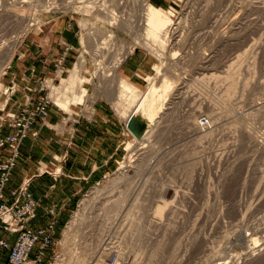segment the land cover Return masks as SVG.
<instances>
[{
    "label": "rangeland",
    "instance_id": "rangeland-1",
    "mask_svg": "<svg viewBox=\"0 0 264 264\" xmlns=\"http://www.w3.org/2000/svg\"><path fill=\"white\" fill-rule=\"evenodd\" d=\"M33 1L34 2L31 5L28 4L25 7L22 5L21 6L18 5V6H16L17 8H15V7H11V5H10L11 0H3V1L0 0V9H3L7 5L8 9L12 8V9H10L12 11H18V9H19V11L21 13H23V12H24V14L26 13L25 18L27 17V14L31 15V14L36 13L35 17L39 19L38 25H36L34 27L29 26L30 23L28 22V20L26 22H24L25 24L24 23L21 24L19 22L20 25L18 23L12 22L10 20L4 21V23L1 24V27H3V28L1 29L2 34L0 33V35L5 34L4 40L5 39L7 40L11 36H15V34H18L21 32H24L25 36H24L23 42L16 49L15 55L13 57V60L10 64V66L4 70V72L1 74V77H0V84H1V87H0V127H3L4 125H6V123L10 121L9 116H11L13 114H18L28 102L35 104V103L42 101V99H45L47 97L52 101L51 102L52 104L50 105L51 110H54V112L60 117L59 120L57 119L58 120L57 122L51 124L52 128L54 130L58 131V133H63L66 130H69L71 125L75 122L74 120H76V121L79 120V117H81V116L92 117V115L95 113L94 109H95L96 103L107 104L109 109L116 115L117 119L122 122L121 125H118L117 127H115L119 131V136L121 138V144H122V147L118 151V155H117L118 156L117 157L118 162L116 163V165L114 167H109L110 171L108 173H104V175H103V173H101L103 175V176L101 175L102 176L101 179L97 180L91 186V188L88 191H85V192L81 193L80 195H77L75 198H73L71 205L69 206V208H66L65 211L63 210L62 213H57V212L55 213L51 209H50L51 211L49 210V212L47 210V213L41 214V216L35 222V224L37 226H40L41 229H47L49 231H50V226H53V230H51V231H52V237H53L54 243L52 245H50L48 247V249L46 250L45 259H44L42 264H70L72 257L81 256V254H84L83 252L89 253L87 264H96V260L94 259L95 255L92 254L93 252L90 253V251H87L86 249L83 248V245H81L80 242L83 240H80L81 239L80 234H84L85 235L84 237H86V233H89V234L94 233V229H96L95 232L98 231V227H96V225L94 223L92 224L91 222H93V219L96 218L95 217V216H97L96 214H98V213L100 214L102 212V211L101 212L99 211V210H101V208L99 209V207H102L101 205L103 204L101 202L102 201L105 202V200L108 199L110 192L119 190V189H121V187L122 188L127 187V183H128L127 180L128 179L124 180L125 178L122 176H127L129 174V170H134V168L136 166L138 167V165H140L139 164V163H141L140 161L145 160V159H142V156L140 157L141 151L138 153L136 152L138 150L137 147H140V143H138L134 139L135 137H134L133 132L130 131L129 128H127L126 118L124 116L120 115L121 113H119V111L114 107V105L109 100L111 93L113 94L114 91L110 88L109 85L104 84L100 80H101V78L105 77V79L107 81H109V79H107V76L109 75V73H111L110 62H114L116 60L117 61L124 60L126 57L130 56L137 49L136 52L139 53L141 56L146 57V59L150 61V65L152 67V70L148 73L147 76H145V80L141 79L139 81V83L136 85L142 92H144L148 89L149 84L151 82V80H149V77L159 79V78L163 77V75H167V76L170 75V73H167V72H170L169 66H167L169 64L168 59L174 54V51H178L177 55L178 54L179 55L178 56L176 55L177 58L175 60L181 61V64L178 68H179V70L182 68L181 71L184 72L183 76L185 77L186 80H188V87L185 90V91H187L186 96L191 97L192 95H195V97H203L204 92H202V91L204 88L202 86H200L202 84L197 82V80H193V79H195V77L197 79H200V78H202V76L199 77L200 75L195 73L193 67L191 68V64L189 62L190 53L192 54L193 52H196L199 48H200V50L203 49V50H201L203 52H207L208 50H209L208 52H210V48H209L211 46L210 39H207V38H198L197 39L198 31L196 30L197 29L196 21L198 18L195 17L196 12H194V11H197L199 8H201V6L199 5L201 0H160L161 4L155 5L156 7L163 9L168 14L169 18H171V20L173 22L175 20L177 21V18H179V17L182 18L184 16L183 17L184 18V22H183L184 24L183 25H186V28L184 30V32H185V34H184L185 44L183 45V43H180L178 45H175L174 47L168 45L167 48L164 49V52L166 55H160L159 53L151 50L148 47H145L141 44H136V38H139V37L128 34V30L121 27V25L110 26V24H108V21L105 22L106 18L110 17L109 15L98 14V17H96L97 13L85 14V13H81L79 11L80 10L79 6L86 5V4L93 3V2L97 3V1L99 2L100 0H33ZM70 1L72 3L71 7L59 8L60 10L56 9V8L51 9V7H48L46 10L44 7H42L43 3L47 4V5L50 3H53V2H59V3H65L66 4L67 2H70ZM108 1H111V0H108ZM112 1H114L113 3H115V4H117V2H119V0H112ZM135 1H137L136 5H133V6L130 5L129 7H126V8H124L122 6L123 8H120V11H122L120 13V15H123V17H125V18L126 17L128 18L130 15L136 16L141 11V9L143 8L142 3L144 1H145L144 3L151 2L153 4V1H151V0H135ZM253 1L255 2L257 0H253ZM35 2H37V3H35ZM139 2H141V3H139ZM240 2H241V0H238V1L237 0H226V2L224 0L222 3L223 5L218 6L217 14L221 15L222 19L220 21L221 23L219 22V24L217 25V29L215 31H217L219 33L226 32V29L228 31L229 25L232 24V20L234 19L235 16H233L232 18L231 17L226 18L227 11L230 9L231 6H235V5L238 6ZM113 3H112V5L110 3L111 9L113 8L112 7ZM187 3L189 5L186 6ZM224 3H226V4H224ZM4 4H6V5H4ZM28 6H29V8H28ZM30 6H31V8H30ZM228 6H229V9L227 8ZM36 8H37V11H36ZM222 8H223V10H222ZM21 9H23V11H21ZM188 12H191V13H188ZM224 12H225V14H224ZM59 15H74V18L80 24L81 31H80V36H78V38H76L77 43H76V50L74 52V56H75L74 64L80 60L81 55L84 53V55L87 59V65L82 69V74L85 75L86 77L90 78L89 81L85 83V88L88 90L86 102L82 103V104H72L70 106V111H68V112L64 111L62 108H59L53 102V100L50 98L51 97L50 96L51 95V88L49 87V84L59 86L61 84L62 80L69 76L71 71L69 72L68 70H66L62 76L56 78L55 80L48 79V80H52V82L47 81V80H43V81H41L38 89H31L30 88L31 84H29V73L26 69L27 68V58L25 60L19 59L20 58V52H23L24 51L23 49H26L25 44H26V38H27L28 34L35 29H42L41 26H42V24L44 25V22L46 21V19H50V17H57ZM187 15H189V16H187ZM103 16L104 17L107 16L105 18V20H104ZM252 17H255V16H252ZM226 19L229 22L226 21ZM12 23H14V24H12ZM83 23L86 24L87 26L84 27ZM27 24H29V25H27ZM7 27L10 28L11 30L8 29ZM221 28H222V30H221ZM3 29H4V32H6V31H8V32L4 33ZM110 32L114 33L115 40L109 45V48L105 51L103 58H100L101 60L99 59V61L97 59H95V60H97V61H95L93 59L94 56L88 50L89 48L83 44V42H82L83 37L91 39V42L96 45L95 39H97L99 41L100 40L103 41L105 38L104 36H106V34H109ZM140 32L142 33V31H140ZM186 32H188V33H186ZM201 32H203V31H201ZM8 33H10V34H8ZM89 35L91 36V38L88 37ZM254 37L257 38L258 35H255ZM93 38H95V39H93ZM203 39L204 40L206 39V40L203 41ZM263 43H264V39H263ZM196 45H198V46H196ZM200 45H202V46H200ZM239 47H240V45L234 43L233 45H230V46L229 45L224 46L225 49L223 47L219 48L218 51L219 52L221 51V53L217 52V61L220 62V60H222V58L225 54L228 55L229 53H232V52L236 51L237 49H239ZM93 49H94V47H93ZM166 49H167V52H166ZM85 50H88L89 53H85ZM171 50H173V52ZM204 50H206V51H204ZM242 50H244V49H242ZM186 51H188V52L186 53ZM222 51H223V53H222ZM240 52L242 53L243 51L238 50L237 53H240ZM6 55H7V53L3 52V55L0 56V66L4 63V61H5L4 58L6 57ZM164 56H166V57H164ZM258 57H259V59L257 58V60H255L254 55H249L246 58L240 60L241 63L239 61V63L236 64L235 67L238 66V68L240 67V69L242 67V69H241V75L239 76V81L241 84V85H239L240 90L238 91V94H236L237 96L235 97L236 99L234 100V103H236L238 101V97H240L242 94L243 80L244 81L245 80H250V81L253 80L254 81V79H256L257 77L259 79L262 78L261 80H264V49H263V51L260 52ZM165 58L167 60H165ZM254 63H256V65H258V66H256V69H255V72H257L256 74H254V67L252 66ZM246 68H248V69L246 70ZM246 71H248V72L246 73ZM220 72H222V70L219 71V73ZM96 73L99 75H97ZM107 73H108V75H107ZM165 73H167V74H165ZM192 73H194V74H192ZM102 74H105V76ZM210 74H212V73H208L207 76H209ZM222 75L224 76L225 74L222 73ZM55 76H56V74H55ZM44 81H46V82L44 85L45 87L43 88L42 83ZM251 90H252L251 94L253 96L255 95L254 97L258 101H261V102L264 101V90L263 91L258 90V89H256V90L251 89ZM239 92H241V93H239ZM200 94H202V95L200 96ZM189 99H190L189 103L187 102L186 104L185 103L181 104V105H179V107L177 109H176L175 104L171 105V106H173L172 109L174 108L173 110L172 109L171 110L173 111L172 114H173V116L175 115V117L173 118V116H172V119L166 118L164 120V123L162 124V126L155 128L151 132V134H150L151 140H149L150 142L149 141H148L149 143L145 142V149L148 148L146 150L149 153L148 155H150V156L145 157V158H147V159L150 158V160H147V162L148 161L150 162L148 164L151 168L148 166V170L144 168L146 171L142 170L140 172L141 174L140 173L137 174L138 176L133 174L129 177L130 181L131 180L133 181V182L131 181L132 182L131 184H133V186L135 183V186L137 185L140 187L143 184L144 180L149 179V177H150V181L155 183V185H157V183L158 184L170 183L171 185H173L174 187L171 185L169 186L171 188L169 190H167L163 199L164 200L166 199L168 202L174 201L175 202L174 205H175V207L178 206L177 208L180 210V213L179 214L176 213L178 215H175L173 213L170 216H167L164 214V220L166 221V223L164 220H162V223L163 224L165 223L163 226L167 225V226H169V228H167L166 226L162 227V228H156V227L151 228L150 227V228H148V230L145 232V234L143 236V238L144 237L145 238L144 239L141 238L140 241H137L136 239L133 240L132 238L131 239L130 238H127V239L122 238L123 237V231H121V232L119 231V233H118V231L115 228L112 231H109V229H108L105 232L106 241H103V243H102L103 245L100 246L101 247L100 251H102L105 248L108 250V252H106L105 257H104L105 264H203V263L212 264L211 259H212V256L215 252L220 251L219 254L221 256L229 257V255L232 256L234 254L235 255L239 254V253L241 254L242 252L245 253L249 246L253 247V245L254 246L255 245H261L264 243V239H262V238H264V233L259 234L257 237H255L256 239L254 238V240L250 237L252 234V230L254 228H262V225L264 226V222H262V221H264V197H263L264 193H262V191L264 192V179L262 178L264 176V174H263L264 173V150L260 151L257 148L250 146V144L248 142H246L245 139H243V137H241L240 132L239 131L236 132V130L234 128H233V130L228 128L226 130H221V131L219 130L218 132L216 131L215 136H214V141H212V143L211 142L209 143L208 140H203V142L201 144L202 147L200 149H199V147L196 148L193 145V142L191 139L192 134L191 135L188 134L187 131H185V129L182 128L183 126L181 125V119L178 120V116H181L182 113H184L188 109L187 106H189V104L192 103L191 98H189ZM202 101L203 100L202 99L200 100V98H199V102H202ZM170 102H171V99L169 102L167 101L166 107L168 106L167 104H169ZM202 106H203V108L206 107L205 105H202ZM180 109H182V110H180ZM175 111H178V112L175 113ZM247 111H248L247 107H245V108L239 107V112L245 113ZM161 115H163V113L160 114L159 116H161ZM48 116L43 120H39L37 122V124H39V123L44 124L46 122ZM209 117H210V114H209V112H207L206 108L202 109V117L200 119L201 123L203 124V123H206V121H208L209 124L207 123V125L210 126L211 120ZM156 120H159V119H156ZM156 120L154 121L153 124L156 123ZM167 120H170V121H167ZM133 121L136 123L135 127L139 128L141 131H144V130L147 131L151 125L149 119L144 118L141 115L136 116ZM257 121H259V122H257ZM175 122H176V124H175ZM263 122H264V119H260L258 117L253 118L251 120L250 125L252 127L255 126L254 129L257 132V135L259 137H263V134H264V126H261V125H264ZM160 129L163 130L164 135L162 134V131ZM259 130L261 133L259 132ZM33 131H34V128L32 129V132H31L32 134L34 133ZM170 131H171V133H170ZM158 132H160V133H158ZM6 133H7V129L4 128L3 129V135H5ZM155 133L156 134L158 133L159 135L158 134L156 135ZM33 137L36 138L37 134L36 135L33 134ZM157 137H158V139H157ZM42 138H43V136H42ZM42 138H41V140L34 141L32 144H30V146L27 149V152L25 154L26 158H24V161H26L27 163H24L21 161V165L19 166L21 168V172L24 175H27L25 177V179L22 181V184L24 183V181L31 180L32 176H34V175H40L41 174L42 175L41 178H44L46 175H49L50 173H52L53 175H58L59 173H61V170L59 169L58 166H54V165L50 164V157H51L50 151L53 154L57 153V152H55V150L58 149L56 147L59 146V143L55 144L56 147H55V145H53V148H51L48 144H46L44 142L45 138L43 140H42ZM46 138H47V136H46ZM166 138L171 139L170 140L171 142H169V139H166ZM238 139H239V141H238ZM46 141H47V139H46ZM165 142H166V144H165ZM128 143H132V145H134L132 152L127 150V146L129 145ZM152 144H154V145H152ZM245 144L247 146H245ZM240 145H242V147ZM154 147L156 148V150ZM162 147L163 148L165 147V148L163 149ZM171 148L176 150V152H178V150L180 151L183 149L186 151H189L190 154L192 152V154L189 156V160H188L189 163H191V165H190L191 173H188V170L184 171L182 168L176 167L175 171H171L169 169L163 170L164 174H159L160 176L156 173L154 174V171L152 169H154L156 167V163L155 164H153V163L156 161H159V158H160L159 155H162L163 153H165L166 149L169 150ZM145 149H143V150H145ZM157 150H160V153ZM204 150H206V151H204ZM242 150H244V151H242ZM128 152H130V153H128ZM193 152H195V153H193ZM136 153H137V155L138 154L139 155L138 156L134 155ZM21 154H22V150L20 147V157H21ZM195 154L196 155L198 154L197 155L198 157L195 156ZM153 155L154 156L157 155V157H154ZM193 156H194V158H193ZM251 157H252V159H251ZM140 158L142 160H139ZM222 158H223V160H222ZM190 159L191 160L193 159L192 162ZM238 159H241V160L239 161ZM151 160L153 161V163H151L152 162ZM238 161L239 162L244 161V162L239 163ZM133 163H134V165H133ZM135 163L137 165H135ZM192 163L197 164L196 167L194 165H192ZM199 164H201V165H199ZM217 164H219V165H217ZM226 165L227 166L229 165L228 167L231 170L228 169V167ZM131 166L133 168H131ZM146 166L147 165H145V167ZM231 166L234 170L231 168ZM16 167H17V165H16ZM16 167H15V169H16ZM259 167H260V169H259ZM245 168L248 170H246ZM15 169H14V171H15ZM155 169L157 170V167ZM178 170L181 171V173ZM243 170H244V172H243ZM14 171H13V173H14ZM182 171H183V173H182ZM231 171H232V173H231ZM145 172H147V175L145 174ZM225 172L228 174H226ZM256 172H258L260 174V176L259 175L257 176L258 173L256 174ZM144 174H145V177L143 176ZM152 174H154V175H152ZM230 174L232 175V177L230 176ZM223 175H227L228 177H226V176L224 177ZM220 176H221V178H220ZM142 177H144V178L142 179ZM190 177H191V179H190ZM258 177L263 179V181H261V179ZM120 178H124V179H120ZM152 178L155 181H153ZM186 178H188V179H186ZM214 178H217V179H214ZM222 178H225V179L222 180ZM121 180H122V182L123 181H125V182L122 183ZM169 181H172V182H169ZM225 181H227V182H225ZM246 181H247V183H246ZM223 182H225V184ZM261 183H262V185H261ZM21 185L19 186V188L21 187ZM177 186H179V187H177ZM243 187H244V189H243ZM256 187H258V188H256ZM19 188H17V189H19ZM176 190L178 192L179 191L180 192L178 194H176ZM207 191L209 193H211V195L209 193H207ZM214 191H215V193H214ZM181 192L182 193L185 192L187 194V196L184 197L181 194ZM196 192H198V193H196ZM216 192H217V194H216ZM41 193H42V191H41ZM111 194H110V196H111ZM104 195H106V197H103ZM205 195H207V196H205ZM212 195L215 197V199ZM221 195H223V196H221ZM227 195H228V198H227ZM101 197H103L104 199ZM210 197H211V199H210ZM202 199H204L203 200L204 202L208 199L207 200L208 202L206 201V203L208 204L209 207L204 208V207H206L205 205H207V204L203 203ZM217 199H219V201ZM257 199L258 200L261 199V200L258 201ZM176 200L178 201V203ZM209 200L211 202H213L214 205ZM214 200H217L218 202L214 201ZM220 200H221V202H220ZM252 201H253V203H252ZM219 203L220 204L223 203L221 205L222 207L219 205ZM199 205L202 207H200ZM211 205H212V208H211ZM224 205L226 206V209L224 208L225 207ZM250 205H252V207ZM218 206H220V207H218ZM227 206H228V208H227ZM214 207H216V210ZM96 208H97V210H96ZM194 208H195V210H197L199 208L200 209V210L198 209L199 214L201 211V213H204L203 216H206V214L209 212L208 215H210V216H208V218H209L208 221L209 222L211 221L212 224L207 225L204 222H202V220L197 221V223L195 224L194 222H196L198 211H195ZM240 208L242 211H240ZM181 209H183V210H181ZM185 209H187V210H185ZM252 210H254L255 212L253 211L254 212L253 213ZM216 211H218V212L221 211V212L218 213ZM237 211H238V213L236 214L235 212H237ZM247 212L248 213L251 212V213L247 214V216L244 219V215ZM225 213H226V215H225ZM78 214H81L84 216V218H82L83 220L81 221V223L78 224V229L81 231L78 232V235H80V237L78 236L76 241L80 240L79 246L77 243L74 245L76 248H72V250L73 249H76V250H73V252L71 251L73 254L72 253H65L64 247L62 245V241L64 238V232L68 228L70 222L73 221L74 217ZM240 215H242V217ZM174 216H177V217H174ZM218 216H219V218H216ZM169 217H170V219H167ZM210 217H212V219ZM241 218H242V221H241ZM217 221H219L218 224H217ZM260 221L262 222V224ZM220 222H221V224H220ZM194 226H195V228H193ZM257 226H259V227H257ZM32 227H33V225H32ZM94 227H96V228H94ZM163 228H166V229H163ZM192 228H193L194 232H193V230H191ZM92 229H93V231H92ZM231 229H232V231H231ZM262 229H264V227ZM119 230H121V229L119 228ZM116 232H117V234H116ZM193 233H194V235H193ZM242 233L244 235H247V236L250 233L249 234L250 241H246V242L242 241L240 239L241 238L240 235ZM196 234H197V237H195ZM0 235H1V233H0ZM145 235H147V236H145ZM189 235H192V237L194 236L195 238H199V240L203 239V241L194 242L195 238L194 237L190 238L191 236H189ZM185 236H186V238H185ZM191 239L193 241H191ZM257 240L259 243H257ZM85 241H87L88 244H90L91 241H93V238L89 235L88 237H86ZM231 241H232V243H231ZM250 242H251L252 246L250 245ZM254 242H255V244H254ZM244 244H247V245H244ZM183 246H184V248H183ZM219 246H220V249H219ZM110 247H112V248H110ZM226 248H227V250H226ZM182 249L184 250L185 254H184ZM114 250L116 252L115 253L116 255H114L115 257L113 255H111L112 251H114ZM225 250H226V252H225ZM35 253H37V250L35 251ZM6 255H7V251L0 247V264H5ZM257 255H256V258L254 259L255 261L251 260L253 262H249V263H251V264H264V253H262V254L260 253V255L259 254H257ZM241 262L239 260V264H241Z\"/></svg>",
    "mask_w": 264,
    "mask_h": 264
},
{
    "label": "bare ground",
    "instance_id": "bare-ground-1",
    "mask_svg": "<svg viewBox=\"0 0 264 264\" xmlns=\"http://www.w3.org/2000/svg\"><path fill=\"white\" fill-rule=\"evenodd\" d=\"M223 1L224 0H201L200 4H199L201 6V8H199L197 11H194V12H196L195 13V17L198 18L197 21H196V27H197L196 30L198 31L197 39L198 38H207V39H210V43H211V46L209 45L210 46L209 47L210 48V52H208L209 50L207 52H203V51H201L203 49L200 50V48H199L196 52H193L192 54L190 53V55H189V62L191 64V68L193 67L195 73L200 75L199 77L202 76V78H200V79H197L195 77V79H193V80H197V82L202 84L200 86H202L204 88L203 91L201 90L202 92H204L203 97H195V95H192L191 97L186 96L187 91H185V90L188 87V80H186L185 77L183 76L184 72L181 71L182 68L180 70L178 68L180 66V64H181V61L180 60H177V61L175 60L177 58V56L179 55V54L177 55L178 51H174V54L170 58L167 56L169 58L168 59L169 60V64L167 66H169V69H170V72H167V73H170V75H168V76L167 75H163V77H161L159 79L153 78V77H149V80H151V82L149 84L148 89L146 91H144V92H142L140 89L135 87L129 81H127V80H125L123 78H120L117 75V68L122 63L123 60H119V61L116 60L114 62H110L111 73H109V75L107 73L108 76L106 75L107 79H109V81H107L105 79V77H103V78L100 77L101 78L100 81H102L106 85H109L110 88L114 91L113 94L111 93V96L109 97V100L114 105V107L119 111V113H121L120 115H122V116H124L126 118V126H127V128L129 126V124L134 120V118L136 116H138V115H141L142 117L149 119L151 125H150V127L148 128L147 131H145V130L141 131L139 128H136V131H132L133 134H134V137H135L134 139L138 143H140V147L136 146L138 148V150L136 152L138 153V152L141 151L140 152V157L142 156V159H145V160L140 161L141 162V163H139L140 165H138V167L136 166L134 168V170H129V174L127 176H122L125 179L124 178H120V179H124V180L128 179L127 180L128 181L127 187H125V188L123 187L124 189L121 187V189H119V190L110 192V194L112 193L111 196L108 193L110 198L108 197V199L106 198L107 200H105V202H103V201L101 202V203H103L101 205L102 207L98 206L99 209L101 208V210H99V211L100 212L102 211V212L100 214L97 212L99 215L96 214L97 215V216H95L96 218L93 219V222H91L92 224L94 223L96 225V227H98V231L95 232L96 229H94V228H96V227H94L93 228L94 229V233H90V234L86 233V237H88L90 235L93 238V241H91L90 244H88V242H87L88 240L85 241L86 237H84L85 236L84 234H80L81 235V239L80 240H83V241L80 242L79 239H78L79 241H76L77 237L78 236L80 237V235H78V232L81 231V230L78 229V224L81 223V221L83 220L82 218H84V216L81 215V214H78V215H76L74 217L73 221L70 220L71 222H70L68 228L64 232V238H63V241H62V245L64 247V252L65 253H72L73 250H76V249L72 250V248H76L74 245L77 243L78 246H79V242H80L81 245H83L84 249H86L87 251H90V253L93 252L92 254L95 255L94 259L96 260V264H105L104 257H105L106 252H108V250L106 248L105 249L102 248L103 250L100 251V248H101L100 246L103 245L102 244L103 241H106L105 232L108 229H109V231H112L115 228L118 231V233H119V231L120 232L123 231V237L122 238H126V239L127 238H130V239L132 238L133 240L136 239L137 241H140L141 238H143L145 232L150 227L151 228H153V227L162 228V227L166 226L167 228H169V226H167V225L163 226L166 223V221L164 220V214L167 215V216H170L173 213L175 215H178L180 213V210L177 208L178 206L175 207V205H174L175 202L174 201L168 202L166 199L165 200L163 199V197H164L165 193L167 192V190H169L171 188V187H169L171 185L170 183H168V184L166 183L167 185L165 183H161V184L157 183V185H155V183L150 181V177L148 176L149 179H145L143 184L140 187L137 186V185H136L137 186L136 187L135 183H134V186H135L134 187L133 184H131L133 181L131 180L132 181L131 182L130 178H129L133 174L137 175L142 170H144V171H146L145 169L148 170V166H149L148 163H150V162L149 161L147 162V160H150V158L147 159L145 157H148L150 155H148L149 153L146 150L148 148L145 149V142H148L149 140H151L150 139L151 132L155 128H158L159 126H162V124L164 123V120L166 118L172 119V116H173V114H172L173 111L172 110L174 108L172 109L173 106H171V105L175 104L176 109H177L179 107V105L184 104V103L186 104L187 102L189 103V100H190L189 98H191L192 103L189 104V106H187L188 109L184 113H182L181 116H178V120L181 119V125L183 126V127L182 126L181 127L183 129H185V131H187L188 134H190V135L192 134V138L191 139H192L193 145L196 148L199 147V149H200L202 147L201 144H202L203 140H208L209 143L210 142L212 143V141H214V136H215L216 131L218 132L219 130L220 131L221 130H226L228 128L233 130V128H234L236 130V132L237 131L240 132L241 137H243V139H245V141L248 142L250 144V146H252L254 148H257L260 151L264 150V134H263V137H259L257 135V132L254 129L255 126L252 127L250 125L251 124V120L253 118H257L258 117L260 119H264V101H262V102L258 101L254 97L255 95L253 96L251 94V91H252L251 89H255V90L258 89V90H262V91L264 90V80H261L262 78L259 79L258 77L256 79H254V81L253 80L252 81H250V80H245L244 81L243 80V83L241 82L242 83V94H241L240 97H238V101L236 103H234V100L236 99L235 97L237 96L236 94H238V91L240 90L239 89V85H241V84H240V81H239V76L241 75V69H242V67H241V69H240V67L238 68V66L235 67L236 64L239 63L240 60L246 58L249 55H254L255 56V60H257V58L259 59L258 56H259L260 52L263 51V49H264V43H263V39H264V0H257L255 2L253 0H241V2L239 3L238 6H236V5L235 6H231L230 9H229L230 5H229L227 7L229 10L228 11L226 10L227 11L226 18H230V17L232 18L233 16H235V17L232 20V24L229 25L228 31L226 29V32L219 33V32H217L215 30L217 29V25L221 21L222 16L217 14V12H218V6L223 5L222 4ZM33 2H34L33 0H11V4L10 5H11V7H15V8H17L16 6H18V5H20V6L22 5V6L25 7L28 4L31 5ZM113 2L114 1H112V0L111 1L100 0L99 2L97 1V3L93 2V3H89V4H86V5L79 6V9H80L79 11L81 13H85V14L97 13V16L95 15L96 17H98V14L109 15L110 17H108V18H106L107 16H105V17L103 16V17H104V20L106 18L105 22L108 21V24H110V26L121 25V27H123L126 30H128V34L134 35L136 37H139V38H136V44H141V45H143L145 47H148L151 50L159 53L160 55H166L165 52H164V49L167 48L168 45L174 47L175 45H178L180 43H183V45L185 44V41H184L185 32H184V30L186 28V25H183L184 24L183 23L184 22V18H183L184 16L182 18H180V17L177 18V21L175 20L173 22L171 20V18H169L168 14L163 9H160V8L156 7L151 2L144 3L145 2L144 1L142 3L143 8L141 9V11L136 16L135 15H132V16L130 15L131 17L129 16L128 18L127 17L125 18V17H123V15H120V13L122 12V11H120V8H123V7L126 8V7H129L130 5H132V6L136 5L137 1H135V0H119V2H117V4H115ZM225 2H226V0H225ZM35 3H37V2H35ZM110 3H111V5L113 3V6H112L113 8L112 9L110 8V6H111ZM139 3H141V2H139ZM71 4H72L71 1L67 2L66 4L65 3H59V2H53V3H50V4L47 5V4L43 3L42 7H44L46 10H47L48 7H51V9H54V8H56V9L69 8V7H71ZM224 4H226V3H224ZM4 5H6V4H4ZM187 5H189V4L187 3L186 6ZM6 7H7V5H6ZM6 7H4L3 9H0V27H1V24L4 23V21H8V20H10L12 22H15V23H18V24H19V22L21 24H23L24 22H26L28 20L30 25L29 24H27V25H29L30 27H34V26L38 25L39 19L35 17V14H36L35 12H34L35 14H31V15L27 14V17L25 18V14L26 13L25 14H24V12L21 13L19 11V9H18V11H12V10H10L12 8L8 9V7L7 8ZM28 8H29V6H28ZM30 8H31V6H30ZM222 10H223V8H222ZM21 11H23V9H21ZM36 11H37V8H36ZM188 13H191V12H188ZM224 14H225V12H224ZM187 16H189V15H187ZM252 16H255V17H252ZM226 21H228V20L226 19ZM12 24H14V23H12ZM83 26L85 27L87 25L83 23ZM41 27L43 29L44 25L42 24ZM2 28L3 27L0 28V33L1 34H2V32H1ZM8 29H10V28H8ZM221 30H222V28H221ZM140 31H142V33ZM201 31H203V32H201ZM3 32H4V29H3ZM6 32H8V31H6ZM6 32H4V33H6ZM186 33H188V32H186ZM8 34H10V33H8ZM255 35H258V37L255 38L254 37ZM24 36H25L24 32H21V33L15 34V36H11L7 40L5 39L6 40L5 41L4 40L5 34L0 35V56L3 55V52L7 53L6 57L4 58L5 59L4 63L0 66V77H1V74L4 72V70L7 67L10 66V64H11V62L13 60V57L15 55L16 49L23 42ZM88 37L91 38L90 35ZM104 37L105 38H104L103 41L102 40L99 41V40L93 38V39L96 40V45L91 42V39L83 37L82 42H83V44L85 46H87L89 48L88 49L86 47L89 50V52H91L92 55L94 56V58H93L94 60L97 59L99 61L100 58H103V56L105 54V51L109 48V45L115 40V35H114L113 32H110L109 34H106V36H104ZM205 40L203 39V41H205ZM234 43L240 45L239 49H237L236 51H234L232 53H229L228 55L225 54L223 56L222 60H220V62L217 61V52H219L218 49L222 48V47L224 48V46L233 45ZM196 46H198V45H196ZM200 46H202V45H200ZM93 47H94V49H93ZM242 49H244V50H242ZM88 50H85V53H89ZM238 50L243 51V52L242 53L241 52L237 53ZM171 51L173 52V50H171ZM204 51H206V50H204ZM166 52H167V49H166ZM187 52L188 51H186V53ZM219 53H221V51ZM222 53H223V51H222ZM164 57H166V56H164ZM97 60H95V61H97ZM165 60H167V59L165 58ZM240 63H241V61H240ZM86 65H87V59H86V57H85V55L83 53L81 55L80 60L76 64L75 68L73 69V71H71V73L69 74V76L67 78L62 80V82H61V84L59 86H55V85L49 84V87L51 88V95H50L51 97L50 98L53 100V102L59 108H62L64 111H67V112L70 111V106L72 104H82V103L86 102L87 95H88V90L85 88V83L88 82L89 79H90V78H88V77H86L85 75L82 74V69ZM252 66L254 67V74H256L257 72H255V69H256V66H258V65H256V63H254ZM247 69L248 68H246V70ZM221 70H222V72L219 73V71H221ZM247 72L248 71H246V73ZM167 73H165V74H167ZM208 73H212V74L207 76ZM222 73L225 74V75L223 76ZM192 74H194V73H192ZM97 75H99V74H97ZM102 75L105 76V74H102ZM0 87H1V84H0ZM239 93H241V92H239ZM201 95L202 94H200V96ZM199 98H200V100L202 99L203 101L199 102ZM170 99H171V102L169 104H167L168 106L166 107V103H167V101L169 102ZM202 105H205L206 107L203 108ZM239 107L240 108L241 107H244V108L247 107L248 111L245 112V113L244 112L241 113V112H239ZM205 108H206L207 112H209V114H210V117H209L210 120H211L210 126L207 125L208 121H206V123H203V124L200 121V119L202 117V109H205ZM180 110H182V109H180ZM178 111H175V113L178 112ZM162 113H163V115L159 116ZM174 117H175V115L173 116V118ZM156 119H159V120H156ZM155 120H156V123L153 124ZM167 121H170V120H167ZM259 121H257V122H259ZM175 124H176V122H175ZM261 126H264V125H261ZM161 131H162V134H163V130H161ZM259 132H260V130H259ZM158 133H160V132H158ZM170 133H171V131H170ZM157 139H158V137H157ZM166 139H169V138H166ZM170 140L171 139H169V142H171ZM238 141H239V139H238ZM128 144L129 145L127 146V150L132 152L134 145H132V143H128ZM165 144H166V142H165ZM152 145H154V144H152ZM240 146L242 147V145H240ZM245 146H247V145L245 144ZM143 149H145V150H143ZM155 150H156V148H155ZM157 151L160 153V150H157ZM204 151H206V150H204ZM242 151H244V150H242ZM130 152H128V153H130ZM137 153L134 154V155H137ZM193 153H195V152H193ZM191 154H192V152H191ZM191 154H190L189 151H186L184 149L180 150V151L178 150V152H176V150H174L173 148H171L169 150L166 149L165 153H163L162 155H159L160 156L159 161H156L154 159L156 162L153 163V161H152L153 159L151 158L152 159L151 163H153V164L156 163V167H157V170L155 169L156 167L155 168L153 167L154 169H152V170L154 171V174L156 173V174L159 175V174H164L163 170H165V169H167V170L169 169L171 171H175L176 167H180L184 171L188 170V173H191V171H190L191 163H189V161H188L189 160V156ZM157 155L156 156L153 155V156L157 157ZM197 155L195 154V156H197ZM193 158H194V156H193ZM142 159L140 158L139 160H142ZM251 159H252V157H251ZM192 160H191V162H192ZM222 160H223V158H222ZM238 160L240 161L241 159H238ZM242 162H244V161H242ZM242 162H239V163H242ZM133 165H134V163H133ZM135 165H137V164L135 163ZM145 165H147V166L145 167ZM192 165H194L196 167L197 164L192 163ZM199 165H201V164H199ZM217 165H219V164H217ZM132 166H131V168H133ZM231 168H232V166H231ZM228 169H230V168L228 167ZM259 169H260V167H259ZM246 170H248V169H246ZM179 172L181 173V171H179ZM243 172H244V170H243ZM182 173H183V171H182ZM231 173H232V171H231ZM257 173L258 172H256V174ZM145 174L147 175V172H145ZM145 174L143 175L144 177H145ZM154 174H152V175H154ZM226 174H228V173H226ZM258 175L260 176L259 173L257 174V176ZM223 176L224 177L225 176L228 177L227 175H223ZM230 176L232 177L231 174H230ZM144 177H142V179ZM220 178H221V176H220ZM258 178H260V177H258ZM262 178L264 179V176ZM186 179H188V178H186ZM190 179H191V177H190ZM214 179H217V178H214ZM223 179H225V178H222V180ZM263 179H261V181H263ZM153 181H155V180L153 179ZM121 182H122V180H121ZM123 182H125V181H123ZM169 182H172V181H169ZM225 182H227V181H225ZM225 182H223V183L225 184ZM246 183H247V181H246ZM261 185H262V183H261ZM171 186H173V185H171ZM177 187H179V186H177ZM256 188H258V187H256ZM243 189H244V187H243ZM179 192L176 190V194H178ZM196 193H198V192H196ZM207 193H209V192L207 191ZM214 193H215V191H214ZM262 193H264V192L262 191ZM181 194L184 197L187 196V194L185 192H183V193L181 192ZM209 194L211 195V193H209ZM216 194H217V192H216ZM205 196H207V195H205ZM221 196H223V195H221ZM103 197H106V195H104ZM103 197H101V198H103ZM227 198H228V195H227ZM204 199H202V201ZM210 199H211V197H210ZM214 199H215V197H214ZM217 200L219 201V199H217ZM217 200H214V201H217ZM259 200H261V199H259ZM206 201L205 202L203 201V203H206ZM220 202H221V200H220ZM177 203H178V201H177ZM211 203H213V202H211ZM252 203H253V201H252ZM222 204L219 203L220 206ZM213 205H214V203H213ZM205 206L206 207H204V208L209 207L208 204L205 205ZM220 206H218V207H220ZM250 206L252 207V205H250ZM200 207H202V206H200ZM211 208H212V205H211ZM214 208L216 210V207H214ZM224 208L226 209V206ZM227 208H228V206H227ZM198 209L195 210V208H194L195 211H198ZM96 210H97V208H96ZM181 210H183V209H181ZM185 210H187V209H185ZM221 211H219V212H221ZM240 211H242L241 208H240ZM253 211L254 210H252V212ZM216 212H218V211H216ZM176 213H178V214H176ZM208 213L206 214V216H203L204 213H201V211H200V214H199V211H198L196 222H194V223L196 224L197 221H201L202 220V222H204L205 224L211 225L212 224L211 221L210 222L208 221V219H209L208 216H210V215H208ZM235 213L237 214L238 211L235 212ZM250 213L251 212L245 213L244 219L247 216V214H250ZM225 215H226V213H225ZM240 216L242 217V215H240ZM174 217H177V216H174ZM210 218L212 219V217H210ZM216 218H219V216L216 217ZM167 219H170V217L167 218ZM162 220L165 221L164 224L162 223ZM241 221H242V218H241ZM262 222H264V221H262ZM262 222H261V224H262ZM218 223H219V221H217V224ZM220 224H221V222H220ZM257 227H259V226H257ZM263 227L264 226L262 225V228ZM119 228L121 230H119ZM193 228H195V226ZM193 228L191 230H193ZM262 228H254L252 230V234H251L250 237L254 240V238L257 237L259 234H263L264 233V229H262ZM93 229H92V231H93ZM163 229H166V228H163ZM231 231H232V229H231ZM193 232H194V230H193ZM116 234H117V232H116ZM249 234L247 236V235H244L242 233L240 235V237H241L240 239L242 241H245V242L246 241H250ZM193 235H194V233H193ZM145 236H147V235H145ZM189 236H191L190 238L194 237V236L192 237V235H189ZM195 237H197V234L195 235ZM185 238H186V236H185ZM262 239H264V238H262ZM191 241H193V240L191 239ZM196 241H203V239L199 240V238H195L194 242H196ZM231 243H232V241H231ZM257 243H259L258 240H257ZM254 244H255V242H254ZM244 245H247V244H244ZM250 245H251V242H250ZM110 248H112V247H110ZM183 248H184V246H183ZM219 249H220V246H219ZM226 250H227V248H226ZM226 250H225V252H226ZM183 252H184V250H183ZM83 253L84 254H81V256L72 257L70 264H87V260H88V257H89L88 254L89 253H86V252H83ZM219 253H220V251L219 252H215L213 254L212 259H211L212 260V264H239V260H240V262L242 261L241 264H247V263L251 264L249 262L255 261L254 259L256 258L257 254L260 255V253L261 254L264 253V243L261 244V245H255V246L253 245V247L249 246L245 253L242 252L241 254L240 253L236 254V255L234 254L232 256L229 255V257H225V256L223 257ZM184 254H185V252H184ZM251 260H253V261H251ZM203 264H206V263H203Z\"/></svg>",
    "mask_w": 264,
    "mask_h": 264
},
{
    "label": "crops",
    "instance_id": "crops-1",
    "mask_svg": "<svg viewBox=\"0 0 264 264\" xmlns=\"http://www.w3.org/2000/svg\"><path fill=\"white\" fill-rule=\"evenodd\" d=\"M151 1L154 5L161 4L160 0ZM80 28L74 15H59L46 19L43 29H35L28 34L26 49L20 52L19 59L27 58L26 69L29 73L31 89H38L43 80L52 82L48 79L58 78L55 76V65L62 57L65 60V70L70 72L75 68L78 61L74 64V52L76 38L80 36ZM136 50L117 68V75L135 87L141 79L145 80V76L152 70L150 61ZM94 110L92 117L81 116L79 120H74L69 130L58 133L51 124L57 122L60 117L50 108L46 122L34 127L33 134H37V137H33L31 133L21 146L22 154L7 189L10 202L14 201L10 192L19 188L27 176L21 172L19 166L21 161L27 163L24 158L30 144L41 140L42 136V140L45 138L44 142L51 148L59 143L58 147L55 145L58 148L55 150L57 153L53 154L50 151V164L58 166L61 173L58 175L50 173L44 178H41V174L34 175L30 180L29 190L39 204L36 217L32 221L35 229L40 228L35 222L41 214L47 213V210L49 212L50 209L55 213L65 211L71 205L73 198L88 191L104 173L110 171L109 167H114L118 162L117 155L122 144L119 131L115 127L122 122L117 119L107 104L96 103ZM4 158L5 155L0 160ZM0 233V240L4 239L10 243L15 241V236L1 229Z\"/></svg>",
    "mask_w": 264,
    "mask_h": 264
},
{
    "label": "built area",
    "instance_id": "built-area-1",
    "mask_svg": "<svg viewBox=\"0 0 264 264\" xmlns=\"http://www.w3.org/2000/svg\"><path fill=\"white\" fill-rule=\"evenodd\" d=\"M64 61L62 57L56 63V77L65 73ZM45 82L42 83L43 88ZM51 102L48 97L35 104L28 102L18 114L9 116L10 121L6 125L0 127V158L5 155L4 160H0V229L15 236L13 243L0 240V247L7 251L5 264H42L46 250L54 243L53 226L49 231L35 229L31 225L39 206L29 190L31 181H24L19 189L11 191L13 202L7 196L13 171L20 158V147L37 122L49 115ZM4 128L7 129L5 135ZM115 253L114 250L111 255Z\"/></svg>",
    "mask_w": 264,
    "mask_h": 264
},
{
    "label": "water",
    "instance_id": "water-1",
    "mask_svg": "<svg viewBox=\"0 0 264 264\" xmlns=\"http://www.w3.org/2000/svg\"><path fill=\"white\" fill-rule=\"evenodd\" d=\"M135 124H136V123H135L134 121H132V122L129 124L128 128H129L130 131H136ZM134 127H135V128H134Z\"/></svg>",
    "mask_w": 264,
    "mask_h": 264
}]
</instances>
